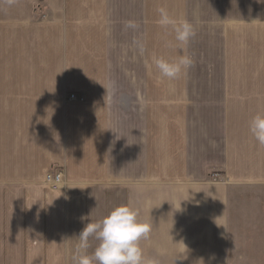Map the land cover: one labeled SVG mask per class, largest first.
Returning a JSON list of instances; mask_svg holds the SVG:
<instances>
[{"label": "crops", "instance_id": "crops-1", "mask_svg": "<svg viewBox=\"0 0 264 264\" xmlns=\"http://www.w3.org/2000/svg\"><path fill=\"white\" fill-rule=\"evenodd\" d=\"M160 7L193 24L183 48ZM153 55L194 64L169 81ZM258 111L264 0H0V264H73L75 236L119 205L152 224L146 258L208 262L226 184L264 185Z\"/></svg>", "mask_w": 264, "mask_h": 264}, {"label": "clouds", "instance_id": "clouds-1", "mask_svg": "<svg viewBox=\"0 0 264 264\" xmlns=\"http://www.w3.org/2000/svg\"><path fill=\"white\" fill-rule=\"evenodd\" d=\"M157 11V23L161 28L171 29L176 47L183 48L195 36L194 26L187 19L172 16L164 7ZM125 27L136 29L138 25L134 20H128ZM168 46H172L171 42ZM140 48L142 51V45ZM193 64L190 55H178L171 60L153 55L150 66L155 67L161 78L174 81L186 75ZM248 131L259 145L264 146V111H258L250 118ZM54 182L63 187L62 176L57 175ZM151 229V223L139 219L135 207L116 206L101 219L86 223L75 236L78 243L72 255L73 264H159L156 258H146L139 246L140 240L149 237ZM90 238L98 242L91 252L88 251Z\"/></svg>", "mask_w": 264, "mask_h": 264}, {"label": "rangeland", "instance_id": "rangeland-1", "mask_svg": "<svg viewBox=\"0 0 264 264\" xmlns=\"http://www.w3.org/2000/svg\"><path fill=\"white\" fill-rule=\"evenodd\" d=\"M226 187L225 245L210 247L203 264H264V185Z\"/></svg>", "mask_w": 264, "mask_h": 264}, {"label": "built area", "instance_id": "built-area-1", "mask_svg": "<svg viewBox=\"0 0 264 264\" xmlns=\"http://www.w3.org/2000/svg\"><path fill=\"white\" fill-rule=\"evenodd\" d=\"M68 100L70 101H74L76 100V96L73 95V94H70L68 96ZM57 175H60L62 176L63 178V174L62 173H55V174H46L45 175V184H48L50 187H52L53 189H59L61 187V185H57L55 182H54V178L57 176ZM63 184H64V178H63Z\"/></svg>", "mask_w": 264, "mask_h": 264}]
</instances>
